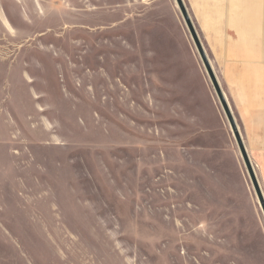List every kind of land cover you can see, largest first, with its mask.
Returning <instances> with one entry per match:
<instances>
[{
    "label": "rangeland",
    "instance_id": "374dc122",
    "mask_svg": "<svg viewBox=\"0 0 264 264\" xmlns=\"http://www.w3.org/2000/svg\"><path fill=\"white\" fill-rule=\"evenodd\" d=\"M150 2L0 0V229L19 264H264V213L222 188L180 73H159Z\"/></svg>",
    "mask_w": 264,
    "mask_h": 264
},
{
    "label": "crops",
    "instance_id": "0c3cea01",
    "mask_svg": "<svg viewBox=\"0 0 264 264\" xmlns=\"http://www.w3.org/2000/svg\"><path fill=\"white\" fill-rule=\"evenodd\" d=\"M182 1L264 194V0ZM142 20L143 30L146 24L152 26L157 40L159 73H180L184 92L189 94V109L220 159L216 165L222 188L231 197L257 204L234 131L177 1L151 0L142 12ZM5 205L0 199V221ZM13 236L11 231L0 229V264H19L22 260L21 248Z\"/></svg>",
    "mask_w": 264,
    "mask_h": 264
},
{
    "label": "water",
    "instance_id": "95a60500",
    "mask_svg": "<svg viewBox=\"0 0 264 264\" xmlns=\"http://www.w3.org/2000/svg\"><path fill=\"white\" fill-rule=\"evenodd\" d=\"M176 1L178 3L179 8H180V10H181V12H182V14L184 16V19H185V21H186V23H187V25L189 27L191 35H192V37H193V39L195 41V44H196V46H197V48H198V50H199V52L201 54L203 62L205 64L206 68H207L208 75H209V77H210V79H211V81H212V83L214 85V88L216 90L218 98H219V100H220V102L222 104V107H223V109H224V111H225V113H226V115L228 117V120L230 122V125H231V127H232V129L234 131V134H235V137L237 139L238 145L240 147V150H241V153H242V156H243V160H244V162L246 164L247 171L249 173V176H250V179H251L255 194L257 196L259 205H260V207H261V209H262V211L264 213V194H263L261 185L259 183V179L257 177L256 170H255V168L253 166V163L251 162V159H250V157H249V155H248V153L246 151V147H245V144H244V142L242 140V137L240 135V132H239L238 126L236 124L235 118H234V116L232 114V111H231V109L229 107V104H228V102H227V100L225 98V95H224V93H223V91H222V89H221V87L219 85V82H218V80H217V78L215 76V73L213 72V70L211 68V65H210V63H209V61H208V59H207V57L205 55L204 49H203V47L201 45V42H200V40L198 38V35H197L196 31H195V28H194V26H193V24L191 22L189 14L187 13V10H186V8H185V6L183 4V1L182 0H176Z\"/></svg>",
    "mask_w": 264,
    "mask_h": 264
}]
</instances>
